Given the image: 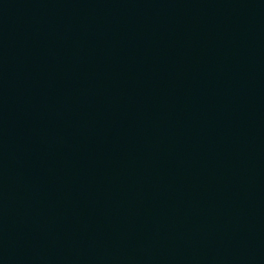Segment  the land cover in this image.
Here are the masks:
<instances>
[{
  "label": "water",
  "instance_id": "water-1",
  "mask_svg": "<svg viewBox=\"0 0 264 264\" xmlns=\"http://www.w3.org/2000/svg\"><path fill=\"white\" fill-rule=\"evenodd\" d=\"M0 264H264V0H0Z\"/></svg>",
  "mask_w": 264,
  "mask_h": 264
}]
</instances>
